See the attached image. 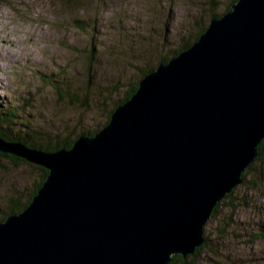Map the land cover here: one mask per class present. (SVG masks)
Here are the masks:
<instances>
[{"label": "water", "instance_id": "95a60500", "mask_svg": "<svg viewBox=\"0 0 264 264\" xmlns=\"http://www.w3.org/2000/svg\"><path fill=\"white\" fill-rule=\"evenodd\" d=\"M264 140V0H238L144 76L93 136L0 153L49 170L0 221V264H169L205 242L215 206Z\"/></svg>", "mask_w": 264, "mask_h": 264}, {"label": "rangeland", "instance_id": "374dc122", "mask_svg": "<svg viewBox=\"0 0 264 264\" xmlns=\"http://www.w3.org/2000/svg\"><path fill=\"white\" fill-rule=\"evenodd\" d=\"M230 1L0 0V95L11 101L5 107H22L23 123L73 137L94 129L142 69L176 48L196 20L207 22ZM61 80L83 90L80 104L88 94L89 110L59 96L55 82ZM118 86L121 92H109ZM26 161L0 158V210L36 188L39 165ZM255 165L234 188L232 202L205 223L209 246L190 259L194 264H264V243L243 236L250 232L244 227L264 221V162Z\"/></svg>", "mask_w": 264, "mask_h": 264}, {"label": "trees", "instance_id": "16d2710c", "mask_svg": "<svg viewBox=\"0 0 264 264\" xmlns=\"http://www.w3.org/2000/svg\"><path fill=\"white\" fill-rule=\"evenodd\" d=\"M211 4L213 6H216L215 0H210ZM238 0H231L226 6V8L221 12V13H215L212 12L209 20L207 22H201L199 20H196L194 24L198 25L194 31H185L183 35L179 37V42L178 46L175 48H170L168 53L164 54L159 58V61L156 63L155 66H148L145 69H142L141 75L137 79L136 82L132 83L127 89L124 91V93L121 95L119 93V100L114 103V106L112 110L110 111V114L108 115V118L105 122H103L102 125H97L98 127L94 129H89V130H82L80 133H78L76 136H71V132L68 134H65L62 130L56 131L57 129L54 128L53 130H47L46 128H39V127H33L28 124L23 123L24 117L22 116V113H19V109H22V107L19 106H11V107H5L10 105L11 101L8 100L5 96L0 95V138H2L5 141L8 142H20L25 144L26 146L30 148H37L41 149L44 151H54L57 149L65 148V149H70L74 142L78 139L79 136L81 135H86V136H93L96 133H98L104 126H106L110 119H111V114L114 112V110L122 103L128 101L133 93L138 89L139 83L141 79L146 76L150 71L156 69L160 64L162 63H167L172 57L175 55L179 54L180 52L188 49L191 45H193L196 41L199 40L201 34L208 28V25L213 17H220L222 14L225 12L231 10L232 5L236 3ZM82 22V21H81ZM86 22V21H85ZM80 23V22H78ZM82 24V23H81ZM80 24V25H81ZM84 24V22H83ZM82 24V26H83ZM84 27V26H83ZM95 30V29H92ZM93 33V32H92ZM95 49H93L94 53ZM92 53V54H93ZM61 71V75H62ZM56 87L59 93V96L62 98H69V101L73 103V105H80V106H85L87 110H89L90 107H88V94L86 96L87 101L81 102L78 101V95L77 93L82 92L83 90L75 89V85L73 81L71 82H65V80L61 81H56ZM55 87V86H54ZM109 90V89H108ZM121 87H115V90L109 91L110 93H117L121 92ZM92 94H96L97 92H92ZM78 102V103H77ZM2 107H5L4 110ZM67 131V130H66ZM258 156L254 159V161L248 166V168L245 170L243 174V182L246 180L247 176L249 175V170L253 169L256 165V161H261L264 162V140L259 144L258 146ZM5 157L8 158L10 161L15 162L17 164H20L21 161H26L25 159L21 157L14 156L12 154H2L0 153V158ZM26 163H28L26 161ZM29 164V163H28ZM40 171V178L36 184V188L34 191L26 198L23 199L21 198V194L18 195V198L12 197V202L10 205L8 204L7 207H5V210L2 211L0 210V221L5 220L9 215L14 214V213H19L23 211L25 207H27L38 189L43 185V183L46 181L47 176L49 174V170L42 167L38 166L37 167ZM242 182V183H243ZM250 182V181H249ZM235 189L227 194L221 201L218 202V204L215 206L211 217H217L218 212L220 211L221 205H223L225 202L229 201L230 203L232 202V199L235 196ZM245 234L243 236H247V238L251 241H254L255 239H259L261 242L264 243V221H258V222H251L249 226H246L243 228ZM251 243V242H250ZM205 246H209V240L208 237L205 236V242L201 246L197 247L195 249V252L192 255L188 256H183L182 254H175L172 257V260L170 261L169 264H194V262L190 259H195L196 257L199 256L200 252L202 249H204ZM260 252L263 255L264 259V251L260 250ZM260 259V258H259ZM262 259V260H263Z\"/></svg>", "mask_w": 264, "mask_h": 264}]
</instances>
